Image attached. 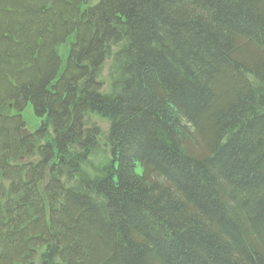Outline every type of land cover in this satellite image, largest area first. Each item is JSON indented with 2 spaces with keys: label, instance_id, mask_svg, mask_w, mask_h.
I'll return each instance as SVG.
<instances>
[{
  "label": "trees",
  "instance_id": "trees-1",
  "mask_svg": "<svg viewBox=\"0 0 264 264\" xmlns=\"http://www.w3.org/2000/svg\"><path fill=\"white\" fill-rule=\"evenodd\" d=\"M0 264H264V0H0Z\"/></svg>",
  "mask_w": 264,
  "mask_h": 264
},
{
  "label": "rangeland",
  "instance_id": "rangeland-1",
  "mask_svg": "<svg viewBox=\"0 0 264 264\" xmlns=\"http://www.w3.org/2000/svg\"><path fill=\"white\" fill-rule=\"evenodd\" d=\"M69 49H70V44H63L59 47V53L62 58V62L64 64H65ZM10 113L11 114L14 113V109L12 105H11ZM22 117L26 124L25 129L29 134L34 133L39 128L41 124V120L35 115L31 104H28V106L22 112ZM98 123L102 126V128H105V126L107 125L103 121H98Z\"/></svg>",
  "mask_w": 264,
  "mask_h": 264
},
{
  "label": "water",
  "instance_id": "water-1",
  "mask_svg": "<svg viewBox=\"0 0 264 264\" xmlns=\"http://www.w3.org/2000/svg\"><path fill=\"white\" fill-rule=\"evenodd\" d=\"M23 137H28L30 134L26 131V129H22L21 131Z\"/></svg>",
  "mask_w": 264,
  "mask_h": 264
}]
</instances>
